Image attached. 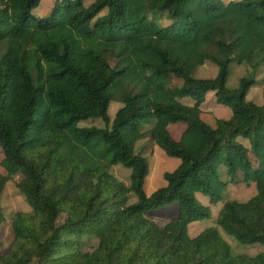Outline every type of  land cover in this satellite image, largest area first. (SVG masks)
<instances>
[{
    "label": "trees",
    "instance_id": "16d2710c",
    "mask_svg": "<svg viewBox=\"0 0 264 264\" xmlns=\"http://www.w3.org/2000/svg\"><path fill=\"white\" fill-rule=\"evenodd\" d=\"M40 1L0 0V226L8 182L32 208L14 214L0 264H264V252L234 253L223 237L264 248V105L246 101L256 84L264 99V0H56L35 20ZM233 62L250 71L229 90ZM207 63L217 76L194 78ZM209 92L232 112L214 127L201 118ZM113 100L122 106L109 125ZM93 119L105 127H79ZM179 123L175 141L168 126ZM145 138L180 160L150 195L149 164L135 151ZM116 166L131 171L128 186ZM237 169L256 194L225 201L216 226L190 237L188 226L210 216L196 193L217 203ZM172 203L178 216L163 227L146 218Z\"/></svg>",
    "mask_w": 264,
    "mask_h": 264
},
{
    "label": "rangeland",
    "instance_id": "374dc122",
    "mask_svg": "<svg viewBox=\"0 0 264 264\" xmlns=\"http://www.w3.org/2000/svg\"><path fill=\"white\" fill-rule=\"evenodd\" d=\"M95 0H86V5H89ZM224 3H228L230 0H222ZM56 0H41L36 8L31 12L32 17L35 20L43 19L47 17ZM168 21L164 20L162 25H166ZM250 71V68L246 64L231 63L229 65V74L226 82V87L229 90H234L238 87L240 79L246 76ZM218 68L207 63L202 67L196 69L193 77L196 79H213L217 76ZM264 78V68L257 73V79ZM181 82L174 79V85L179 86ZM263 85L256 84L251 87L247 93L246 101L252 102L258 106L264 105L263 99ZM37 99L39 102V111L44 113L48 107L49 102L47 97L43 92L37 94ZM183 104L191 106L193 105L192 99H183ZM121 103L118 101H111L107 110V117L109 119V125L115 118L116 112L121 107ZM200 110L202 112L201 118L208 125L214 127L215 121L217 119H229L231 117V110L229 107L219 105L214 100V93L209 92L205 95L204 102L200 105ZM183 125V124H182ZM79 127H94V128H104L105 123L101 119H93L81 122ZM176 128H172L171 132L173 136L177 134ZM237 142L243 147L250 150L251 143L248 139L238 138ZM135 151L141 153L143 157L146 158L149 164V174L144 181L143 190L146 195H150L152 192L166 185L164 180V174L171 172L176 169L180 160L177 158L168 157L159 147L153 144L149 138H145L138 143H136ZM249 160L252 162L255 168H259L254 162L251 151H249ZM2 155L0 154V173H3V167H1ZM131 171L122 166L113 167L111 174L116 178V181L123 183L124 185L129 184V176ZM218 177L222 182H227L231 177L227 174V167L225 165H220L217 168ZM15 174V173H14ZM233 182H229L226 188L221 194V199L217 203H211L210 200L203 196L201 193H196L195 198L197 203L201 206L207 207L209 209V218L202 221H197L188 226V234L190 237L197 236L204 229L215 227L217 219L219 217L220 211L222 209L223 203L225 201H236L245 202L249 200L252 196L256 194V187L253 182L246 183L243 181L244 173L242 169H237L233 175ZM125 194V190H122ZM128 203L133 204L137 201L136 196L133 193L128 194ZM1 206L3 208V213L5 221L0 226V253H4L8 250L9 245L12 240V230H11V220L15 213L19 211H31V206L26 203L25 199L20 195L18 189L15 187L14 182L10 181L5 185L4 192L1 197ZM179 205L178 203H172L171 205H166L164 207L149 211L146 213V218L150 219L158 227H163L169 221L178 216ZM224 239L231 245L234 253H241L248 256H255L259 253L264 252V248L259 244H241L233 239H230L223 235Z\"/></svg>",
    "mask_w": 264,
    "mask_h": 264
},
{
    "label": "crops",
    "instance_id": "0c3cea01",
    "mask_svg": "<svg viewBox=\"0 0 264 264\" xmlns=\"http://www.w3.org/2000/svg\"><path fill=\"white\" fill-rule=\"evenodd\" d=\"M204 66V65H203ZM202 67V66H201ZM172 128H176L177 131V134L175 136H173L172 132H171V129ZM185 129V126L182 125V124H171L168 126V131L170 132V135L172 136V138L175 140V141H178L183 133Z\"/></svg>",
    "mask_w": 264,
    "mask_h": 264
}]
</instances>
